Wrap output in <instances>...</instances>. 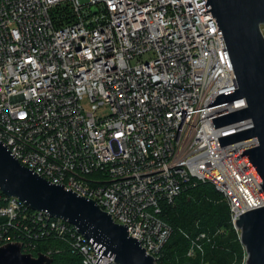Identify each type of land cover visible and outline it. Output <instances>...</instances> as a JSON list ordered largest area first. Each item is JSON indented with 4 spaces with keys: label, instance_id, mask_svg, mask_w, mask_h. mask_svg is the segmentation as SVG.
I'll return each mask as SVG.
<instances>
[{
    "label": "built area",
    "instance_id": "obj_1",
    "mask_svg": "<svg viewBox=\"0 0 264 264\" xmlns=\"http://www.w3.org/2000/svg\"><path fill=\"white\" fill-rule=\"evenodd\" d=\"M206 2L0 0V142L24 167L127 225L157 264L173 232L163 205L188 190L213 185L237 231L241 215L264 207L241 156L258 139L224 147L218 139L252 120L215 129L213 118L247 102L209 107L238 87ZM48 235L96 264L100 254L75 226L0 189V246L20 242L33 255ZM206 241L207 233L191 239L188 256ZM99 264L117 263L102 255Z\"/></svg>",
    "mask_w": 264,
    "mask_h": 264
},
{
    "label": "water",
    "instance_id": "obj_2",
    "mask_svg": "<svg viewBox=\"0 0 264 264\" xmlns=\"http://www.w3.org/2000/svg\"><path fill=\"white\" fill-rule=\"evenodd\" d=\"M219 30L223 32L234 68L237 89L218 95L210 104L246 99L247 107L213 118L215 129L244 120L253 127L220 137L221 147L250 138L259 145L243 151L242 158L264 190V0H207ZM0 189L32 210L63 219L75 226L94 250L117 264H157L140 240L130 236L127 225L114 222L93 200L81 197L63 185L52 184L16 160L0 142ZM235 221L246 250L245 264H264V207L251 210ZM44 253L25 254L20 242L0 246V264H53Z\"/></svg>",
    "mask_w": 264,
    "mask_h": 264
},
{
    "label": "trees",
    "instance_id": "obj_3",
    "mask_svg": "<svg viewBox=\"0 0 264 264\" xmlns=\"http://www.w3.org/2000/svg\"><path fill=\"white\" fill-rule=\"evenodd\" d=\"M72 20L73 16H67L62 23L69 24ZM162 217L171 225L173 232L158 264L246 263L247 254L241 243L240 231L233 227L230 208L213 185L200 184L173 204L163 205ZM200 233H207L210 242L204 243L203 252L190 257V240ZM36 247L32 251L34 256L52 251L53 264H83L82 258L71 247L51 235L37 242Z\"/></svg>",
    "mask_w": 264,
    "mask_h": 264
},
{
    "label": "rangeland",
    "instance_id": "obj_4",
    "mask_svg": "<svg viewBox=\"0 0 264 264\" xmlns=\"http://www.w3.org/2000/svg\"><path fill=\"white\" fill-rule=\"evenodd\" d=\"M262 30H263V33H264V26L262 27ZM85 107H86V109H88L87 103H85ZM102 112L107 113V110L100 111L99 114L102 113ZM90 177L99 178V175L98 174H94V175H92Z\"/></svg>",
    "mask_w": 264,
    "mask_h": 264
}]
</instances>
